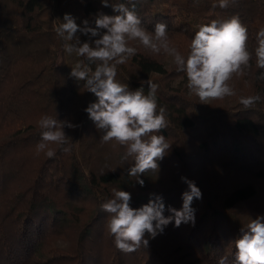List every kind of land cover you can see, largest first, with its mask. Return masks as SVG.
I'll list each match as a JSON object with an SVG mask.
<instances>
[{"label": "trees", "instance_id": "trees-1", "mask_svg": "<svg viewBox=\"0 0 264 264\" xmlns=\"http://www.w3.org/2000/svg\"><path fill=\"white\" fill-rule=\"evenodd\" d=\"M0 264H264V0H0Z\"/></svg>", "mask_w": 264, "mask_h": 264}, {"label": "rangeland", "instance_id": "rangeland-1", "mask_svg": "<svg viewBox=\"0 0 264 264\" xmlns=\"http://www.w3.org/2000/svg\"><path fill=\"white\" fill-rule=\"evenodd\" d=\"M132 37H133L136 41L140 42L142 45H143V44H148V43L150 42V39L147 38L146 36H137V35L133 36V35H132ZM204 96H205L204 99H205V101H206V99H207V95H204ZM159 241L162 242L164 245L170 247V248H173V247L176 245L175 242H174V240H173V238L170 237V236L167 235V234H163L162 236H160V237H159ZM187 259H190V258H187Z\"/></svg>", "mask_w": 264, "mask_h": 264}]
</instances>
